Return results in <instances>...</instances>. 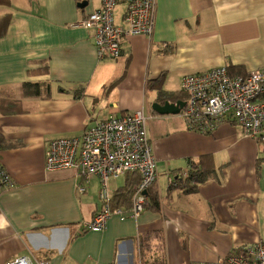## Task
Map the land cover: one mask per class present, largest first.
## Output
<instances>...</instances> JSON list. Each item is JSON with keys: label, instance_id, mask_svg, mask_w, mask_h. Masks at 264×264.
<instances>
[{"label": "crops", "instance_id": "obj_1", "mask_svg": "<svg viewBox=\"0 0 264 264\" xmlns=\"http://www.w3.org/2000/svg\"><path fill=\"white\" fill-rule=\"evenodd\" d=\"M156 2L152 38L124 37L122 55L100 61L94 32L78 24L102 0H0V99L21 109L0 114V166L13 184L0 186V264L21 256L46 264H214L264 245V145L232 121L204 134L189 130L181 114L152 108L184 101L186 75L263 69L264 0ZM125 11L119 4V27ZM158 79L169 100H159ZM27 83L39 84L38 96ZM140 110L157 162L153 201L131 218V195H116L133 189L140 175L112 180V205L126 218L113 216L103 232L86 231L102 209L101 181L46 171L48 145ZM203 157L213 159L211 178L183 181Z\"/></svg>", "mask_w": 264, "mask_h": 264}, {"label": "built area", "instance_id": "obj_2", "mask_svg": "<svg viewBox=\"0 0 264 264\" xmlns=\"http://www.w3.org/2000/svg\"><path fill=\"white\" fill-rule=\"evenodd\" d=\"M157 0H102L101 7L78 26L92 30L100 61L116 60L122 55V39L131 36L152 38ZM126 6L124 24L115 22L119 4ZM181 90L186 106L181 112L191 131L212 133L228 121L239 125L245 137L264 145V68L246 75L231 76L225 66L183 77ZM149 118L142 110L123 116H110L86 127L80 137L52 140L46 150V171L72 170L86 180L101 181L102 209L84 226L89 232H103L113 216L126 218L124 210L112 205L110 182L137 173L140 181L133 188L131 218H138L150 204L149 190L157 181V162L148 136ZM1 167V166H0ZM183 176L182 180H185ZM172 179V185H180ZM2 187H13L0 168ZM83 194L86 188L81 186ZM5 264H46L43 260L21 256ZM204 264V263H200ZM214 264H264V245L247 247L242 256H230Z\"/></svg>", "mask_w": 264, "mask_h": 264}, {"label": "trees", "instance_id": "obj_3", "mask_svg": "<svg viewBox=\"0 0 264 264\" xmlns=\"http://www.w3.org/2000/svg\"><path fill=\"white\" fill-rule=\"evenodd\" d=\"M1 1H3V0H1ZM229 74L234 75L230 71H229ZM24 85H25V89L27 91L32 89V95H34V96L39 95V92H40L39 84L27 83ZM155 89H157V91H158V98L160 101H166V100H169L171 98L170 95H168L165 91H163L161 79H158L155 82ZM49 95H50V93H49ZM184 101H185V99H184ZM20 112H21V109L19 108L18 104L13 103V102H8V100H5V99H0V114L9 115V114H17ZM2 169L5 170L3 167H2ZM213 173H215V167H214L213 159L211 157H203L199 160V162L192 164V172H191L190 176L188 177V179H189L190 183L200 184V183L207 181L209 178H211ZM130 174H136V173H130ZM0 186H2V185L0 184ZM190 191H192V190H190ZM149 193H150V190H149ZM130 195H131V199H132L133 189H131V188L129 189V187H128L127 189L120 190L119 193L116 195V198L123 201L127 196H130ZM152 198L153 197H150V195H149L150 203L153 201ZM154 200H155V198H154ZM157 264H163V263L161 262V263H157Z\"/></svg>", "mask_w": 264, "mask_h": 264}, {"label": "water", "instance_id": "obj_4", "mask_svg": "<svg viewBox=\"0 0 264 264\" xmlns=\"http://www.w3.org/2000/svg\"><path fill=\"white\" fill-rule=\"evenodd\" d=\"M86 4H81V7H84ZM186 106L185 101H178L176 103H171L169 101L165 102L164 105L159 103H154L152 108L153 110L160 115H179Z\"/></svg>", "mask_w": 264, "mask_h": 264}, {"label": "rangeland", "instance_id": "obj_5", "mask_svg": "<svg viewBox=\"0 0 264 264\" xmlns=\"http://www.w3.org/2000/svg\"><path fill=\"white\" fill-rule=\"evenodd\" d=\"M6 263V262H5ZM137 264H139L138 262H137Z\"/></svg>", "mask_w": 264, "mask_h": 264}]
</instances>
